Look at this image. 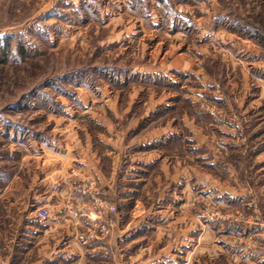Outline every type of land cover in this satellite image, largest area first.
<instances>
[{
  "label": "rangeland",
  "instance_id": "obj_1",
  "mask_svg": "<svg viewBox=\"0 0 264 264\" xmlns=\"http://www.w3.org/2000/svg\"><path fill=\"white\" fill-rule=\"evenodd\" d=\"M259 34L264 0H0V264H50L55 238L26 245L33 198L54 223L44 168L81 159L115 211L94 239L95 201H65L101 242L76 264H264Z\"/></svg>",
  "mask_w": 264,
  "mask_h": 264
},
{
  "label": "crops",
  "instance_id": "obj_2",
  "mask_svg": "<svg viewBox=\"0 0 264 264\" xmlns=\"http://www.w3.org/2000/svg\"><path fill=\"white\" fill-rule=\"evenodd\" d=\"M162 134L164 133L162 132ZM162 134H160V136ZM141 159H142L141 157L140 158L138 157V159L136 158V162H135V158L131 160L130 162L131 167L127 168V170L124 171L123 176L125 175V178H129V176L135 178L137 176L136 175L137 172L135 170L137 168L136 165L138 166L141 165L142 163L146 164V162H142ZM62 161L63 162L60 163L57 162V164L55 163L51 164L52 169H47L48 167L44 168L46 169L45 175H43V177L39 180V184L42 185L41 191L44 192L41 196H43L47 191L48 193H51L53 197H56L58 199V204L56 205V208L53 212L55 215L54 223H50V221H48L46 224L41 223L35 217L37 219V223L35 221H32L27 225L26 228L27 234L25 235L29 239V241L27 242L28 244L26 243V245H29L30 248H32L33 245H36L38 247L39 244L42 243V240L49 241V239H53L54 241L55 238L56 239L55 245H57L55 247V251L51 252L48 258H46L47 260L45 261H47L50 264H64L67 262L70 264H76L81 262L83 256L80 255L78 258V256H76V250L73 247L78 248L80 250L82 248L84 249V251H87L90 250V248L97 249L98 246L100 248L101 242H99L100 240H96L93 242H88L84 240L82 241L83 244L81 243L80 240L84 239L86 233L81 228L79 224L80 223L79 220L74 217L75 214L73 213V207L66 206L65 201L67 202L69 197L73 196L75 199L74 201L77 203H80L79 200L80 198H82L81 201L83 202L82 203L83 206L90 204V201L92 200L101 201L107 204L106 196H104L103 191L105 190L107 193H109L108 192L110 189L109 183L111 181V178L110 179L105 178L103 172L99 168L93 166L91 160H86V159L85 160L81 159L80 161L77 160L79 170L74 173L71 171L68 172L66 170V168L69 167V162L67 164V161L64 160ZM43 165L48 166L46 160L43 162ZM112 165L114 169V162ZM129 172H131V174H128ZM132 177H130L129 179H131ZM93 178L97 180L96 181L97 185L94 184L95 182L93 181ZM133 178L131 179V181H133ZM48 179H50L49 182ZM69 180L70 181L74 180L73 182L89 181V182H93L95 186H91V185L88 186V189L85 190L87 191V195H88L87 196L85 194L86 192L84 191L80 192L81 190H84V188L86 187L84 184L81 186V188H79L80 185L73 186L72 188L70 186ZM135 180L136 179H134V181ZM46 183L49 184L50 187L45 186L46 189L45 190L43 187L44 185H46ZM97 188L102 189L101 190L102 192H99ZM77 198H79V200H77ZM47 203L48 202H46L44 196L40 198L39 195H36L33 198L34 208L32 206L33 211L30 212V214L35 213V210L38 208L47 206L48 205ZM134 208L139 210V203H135ZM117 211L121 212V209L117 207ZM115 217H116L115 225L118 226L120 223L119 217L116 215ZM111 218H114V216L113 217L111 216ZM137 226H138L137 224L133 225V228L129 229V231H133V233H135V228ZM128 233L126 234L127 236L130 235V233L129 234ZM23 251H25L24 248H21V252Z\"/></svg>",
  "mask_w": 264,
  "mask_h": 264
},
{
  "label": "built area",
  "instance_id": "obj_3",
  "mask_svg": "<svg viewBox=\"0 0 264 264\" xmlns=\"http://www.w3.org/2000/svg\"><path fill=\"white\" fill-rule=\"evenodd\" d=\"M95 201V207L93 211L88 213L87 220L90 221L93 234L91 235L94 239H103L106 238L110 233V225L107 224H99L97 221L102 218L103 214L113 213L115 208L113 206H107L102 202ZM35 217L41 223H47L49 220V212L45 208H38L35 210Z\"/></svg>",
  "mask_w": 264,
  "mask_h": 264
},
{
  "label": "trees",
  "instance_id": "obj_4",
  "mask_svg": "<svg viewBox=\"0 0 264 264\" xmlns=\"http://www.w3.org/2000/svg\"><path fill=\"white\" fill-rule=\"evenodd\" d=\"M259 36L261 37L262 40H264V35L259 34Z\"/></svg>",
  "mask_w": 264,
  "mask_h": 264
}]
</instances>
